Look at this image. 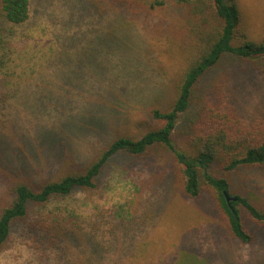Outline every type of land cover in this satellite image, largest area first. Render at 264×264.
I'll list each match as a JSON object with an SVG mask.
<instances>
[{
  "label": "rangeland",
  "instance_id": "rangeland-1",
  "mask_svg": "<svg viewBox=\"0 0 264 264\" xmlns=\"http://www.w3.org/2000/svg\"><path fill=\"white\" fill-rule=\"evenodd\" d=\"M111 2L32 0L26 24L8 25L0 19L9 35V53L0 69V91L8 94L9 117L15 120L9 133L33 140L32 147L13 148L8 155L29 160L23 173L29 182L57 179L79 169L121 135L140 138L151 129L147 107L170 92L163 76L172 68L166 55L170 46L156 43L162 34L153 31L161 25L160 18L119 17ZM232 2L241 18L232 45L244 44L242 35L261 42L264 0ZM255 65L225 54L207 72L175 132L181 147L193 122L219 94L229 95L245 120L261 115L264 71ZM124 153L108 162L95 189L76 190L45 207L32 206L24 223L31 231L13 232L0 249V264H77L79 250L94 254L99 264H175L181 251L210 264H264V226L243 207L244 225L255 236L248 245L230 234L212 193L199 199L183 193L174 159L164 149L155 148L141 158ZM1 167L7 179L15 177L12 168ZM212 174L226 175L230 195L246 197L264 211V166L238 167L226 174L215 167ZM5 179L0 172V201L10 199ZM112 217L121 223L113 241L94 239L104 246L101 257L86 240L88 229L80 234L78 246L65 239L61 247L72 245L69 256L36 239L40 219L64 225L70 218L89 224Z\"/></svg>",
  "mask_w": 264,
  "mask_h": 264
},
{
  "label": "trees",
  "instance_id": "trees-1",
  "mask_svg": "<svg viewBox=\"0 0 264 264\" xmlns=\"http://www.w3.org/2000/svg\"><path fill=\"white\" fill-rule=\"evenodd\" d=\"M232 1L112 0L119 17L126 16L131 20L160 18L161 25L154 26L153 31L162 34L156 43L170 46L169 52L166 49V55L172 68L170 66L171 71L165 70L163 75L168 79L170 92L147 107L151 129L140 138L121 135L103 147L94 159L57 179L29 182L23 175L30 167L29 160L25 157L21 161L16 153H13L14 157L8 155L9 150H15L13 148L21 151L27 146L32 147L33 140L27 135L17 137L14 131L9 133L15 120L9 117L8 94L0 91V172L7 179L1 166L16 171L14 178L5 179L10 199L0 201V249L13 232L31 231L24 223L32 206L45 207L52 199L69 196L76 190L95 189L104 168L119 152L141 158L155 148L164 149L174 159L176 180L188 198L199 199L204 193H212L233 238L244 245L254 242L255 236L245 227L240 207L262 226L264 211L246 197L230 195L228 177H217L212 171L217 167L226 174L238 167L264 166V101L261 115L253 120H245L230 96L225 98L219 94L217 99L206 104L198 120L193 122L186 134V146L181 147L174 139L182 117L190 110L197 84L220 63L225 54L255 63L259 70L264 71V38L257 43L247 41L246 36L242 35L244 44L232 45L241 22L240 12ZM31 5L32 0H0V19L8 25H24L29 21ZM8 37L0 27V69L4 68L9 53ZM157 49V46L152 47L153 51L162 55ZM24 138L26 142L20 144L18 139ZM225 191L238 200L228 203ZM147 214L154 217L150 209H147ZM112 218L111 221L102 219L89 224L70 218L65 220L64 225L59 220L40 219V227L34 224L36 239L61 249L65 256H69L72 245L61 247L65 239L78 246L80 234L88 229L90 234L86 240L96 255L101 257L104 246L94 239L113 241L121 223ZM144 222L147 223L146 220ZM77 258V264H99L94 254L84 250H79ZM175 264L210 263L199 255L181 251Z\"/></svg>",
  "mask_w": 264,
  "mask_h": 264
},
{
  "label": "water",
  "instance_id": "water-1",
  "mask_svg": "<svg viewBox=\"0 0 264 264\" xmlns=\"http://www.w3.org/2000/svg\"><path fill=\"white\" fill-rule=\"evenodd\" d=\"M224 194H225V197H226V200L228 203H230L231 201H237L238 200L237 197L230 196L226 191L224 192Z\"/></svg>",
  "mask_w": 264,
  "mask_h": 264
}]
</instances>
